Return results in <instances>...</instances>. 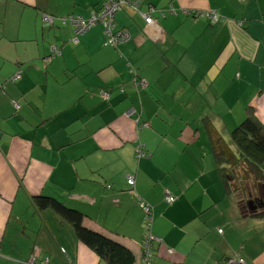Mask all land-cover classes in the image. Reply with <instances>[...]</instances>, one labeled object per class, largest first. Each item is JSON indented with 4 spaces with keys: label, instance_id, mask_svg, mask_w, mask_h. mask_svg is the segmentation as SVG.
Returning a JSON list of instances; mask_svg holds the SVG:
<instances>
[{
    "label": "crops",
    "instance_id": "obj_1",
    "mask_svg": "<svg viewBox=\"0 0 264 264\" xmlns=\"http://www.w3.org/2000/svg\"><path fill=\"white\" fill-rule=\"evenodd\" d=\"M141 1V15L116 14L131 37L114 48L102 25L77 43L59 23L89 19L103 0H0L2 262L106 264L54 209H37L43 196L83 212L137 264H148L142 202L162 242L151 264H264V210L247 214L248 195L226 189L207 132L232 146L250 111L264 125V0Z\"/></svg>",
    "mask_w": 264,
    "mask_h": 264
},
{
    "label": "trees",
    "instance_id": "obj_2",
    "mask_svg": "<svg viewBox=\"0 0 264 264\" xmlns=\"http://www.w3.org/2000/svg\"><path fill=\"white\" fill-rule=\"evenodd\" d=\"M99 12L100 8L97 13ZM46 17L53 19L51 24L45 23ZM70 18L71 16L61 18L59 23L62 27L72 26L74 41L78 43L88 32L79 35L76 26ZM80 18L88 20L83 17ZM56 20L51 15H43L44 25L48 28L55 27ZM116 26L115 16L114 31H116ZM122 31L121 29L119 32ZM207 132L210 136L215 161L226 189L234 195L242 194L245 197L248 195L249 198H247L250 202L246 213L258 216V212L264 210V187L260 185V182L263 181L264 125L250 111L246 119L230 134L233 147L229 146L213 127H209ZM252 181L258 184L256 189L247 187L246 184ZM259 189H261L260 192ZM31 200L40 211L54 209L62 219L72 225L78 241L93 251L102 262L106 264H137L135 254L127 246L103 233L88 228L85 225L86 215L83 212L52 198L36 196L32 197ZM251 202H254V204L252 203L251 205ZM251 207H256L257 210H252ZM221 231L218 230L220 234L223 233ZM154 257L155 253L152 259Z\"/></svg>",
    "mask_w": 264,
    "mask_h": 264
},
{
    "label": "built area",
    "instance_id": "obj_3",
    "mask_svg": "<svg viewBox=\"0 0 264 264\" xmlns=\"http://www.w3.org/2000/svg\"><path fill=\"white\" fill-rule=\"evenodd\" d=\"M141 0H103L102 6L100 8V12L94 14L92 17H90L88 20H84L78 17L71 16L70 19H72L74 25L77 28V33L79 35H83L87 32H89L91 29L98 25H102L105 28L106 36H107V42L106 46L108 47H114L119 48L123 43L127 42L130 39V33L127 32V30H123L122 32L117 33L114 31L113 25L115 21V16L117 13H120L121 11H130L135 12L141 15ZM158 13L156 9L150 8V11L148 14L143 15V18L145 19L146 25L148 27L150 26H156L157 20L155 19V14ZM163 18H165L164 13H160ZM209 21L212 24H217L219 22H224L217 13H209L208 14ZM52 18H45L46 24L52 23ZM18 80H21V73L17 74L13 81L16 82ZM101 97L103 99H108V95L106 93H102ZM18 108V106H17ZM138 159L145 158V153L143 148L141 150H138L137 153ZM129 184L132 187H135V181L133 178H129ZM166 201L173 205L176 201L174 197L167 196ZM141 209L145 216V222H146V229L148 230V235L146 237V240L144 242V261L148 264H151L152 257L154 256L155 249H154V243L157 242V240L152 235V229H153V223H154V208L152 205L142 202L141 203ZM222 232V231H221ZM159 244H162L161 241L157 242ZM168 253L170 255L173 254V250H169ZM237 264H246L245 260H240Z\"/></svg>",
    "mask_w": 264,
    "mask_h": 264
},
{
    "label": "rangeland",
    "instance_id": "obj_4",
    "mask_svg": "<svg viewBox=\"0 0 264 264\" xmlns=\"http://www.w3.org/2000/svg\"><path fill=\"white\" fill-rule=\"evenodd\" d=\"M44 66H45L44 68H47V67H48L47 65H44ZM130 85H131L133 88H135L137 91H139V87H137V86L135 85V83H134L133 80H131ZM121 86H122V85H120L119 88H120ZM119 91L123 92L122 89H120ZM127 114H128V113H127ZM136 117L140 120V118H141V113H138V115H136ZM142 125H143V126H144V125H147L148 127H150V123H148V122L142 123ZM145 128H147V127H145ZM246 185H247V187H250V184H249V183H247ZM62 251H63V253H66V251H65L64 249H63ZM3 259H7V258H2V260H3ZM30 260H31V258H30ZM47 260H48V257H46L45 263L47 262ZM0 262H1V264H6V263L2 262L1 260H0Z\"/></svg>",
    "mask_w": 264,
    "mask_h": 264
},
{
    "label": "water",
    "instance_id": "obj_5",
    "mask_svg": "<svg viewBox=\"0 0 264 264\" xmlns=\"http://www.w3.org/2000/svg\"><path fill=\"white\" fill-rule=\"evenodd\" d=\"M125 12H129V11H125ZM132 13L138 15V13H135V12H132ZM252 203L254 204V202H251L250 204L252 205ZM251 209H252V210H257L256 207H255V208H252V207H251Z\"/></svg>",
    "mask_w": 264,
    "mask_h": 264
}]
</instances>
